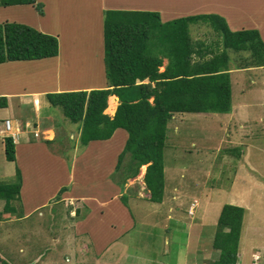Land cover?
Returning <instances> with one entry per match:
<instances>
[{"label":"rangeland","instance_id":"obj_1","mask_svg":"<svg viewBox=\"0 0 264 264\" xmlns=\"http://www.w3.org/2000/svg\"><path fill=\"white\" fill-rule=\"evenodd\" d=\"M39 1L45 6L43 12L32 4L7 6L0 1V22H22L56 35L59 53L52 58L1 63L0 90L17 93L25 87L30 91L26 97L32 98V92L41 89L60 92L63 90L55 89H81L103 78L107 80L103 39L108 13L99 10L101 0ZM172 1L155 0L153 5L150 0L146 6L173 9ZM178 1L175 10H204L218 4L226 10H238L232 12L236 16L247 10L249 18V10L256 16L255 10L264 9V0ZM189 32L196 42L220 38L205 23L191 26ZM151 34L156 36L160 30L154 28ZM229 53L233 59L229 75L231 111L175 113L167 124L161 202L147 197L141 167L131 181H123L120 173L128 165L129 154L119 171L115 170L128 136L126 130L121 129L110 141L91 145L88 150L80 142L77 124L59 107L48 103L45 91L37 93L40 106L51 108L57 115L54 124L59 123L54 127L55 141L47 147L50 153H39L34 161L37 170L28 176V187L23 193L29 210L41 202L45 204L19 219L22 209L18 199L11 202L13 212L3 213V201L0 203V253L10 264H184L185 259L190 264L196 260L197 249L212 248L218 214L225 203L245 210L239 248L245 253L242 259L249 264L245 257L250 250L264 246V66L236 67L239 55L250 57V52ZM11 97L17 116L33 114L32 102L29 107H20L15 101L22 97ZM45 109L42 108L43 113ZM39 122L46 127L49 121ZM36 127L29 126L34 130ZM53 136L44 133L45 138ZM96 147L107 151L101 159L91 153ZM0 153V183H11L16 178L17 164L7 160L4 147ZM73 157L71 178L61 160L69 168ZM109 160L111 165L106 164ZM106 173V183H99ZM93 178L95 181H90ZM115 181L117 185L110 186ZM61 187L64 190L60 192ZM68 191L99 194L108 202L100 206L96 200L70 199Z\"/></svg>","mask_w":264,"mask_h":264},{"label":"trees","instance_id":"obj_2","mask_svg":"<svg viewBox=\"0 0 264 264\" xmlns=\"http://www.w3.org/2000/svg\"><path fill=\"white\" fill-rule=\"evenodd\" d=\"M0 1L7 6L32 4L43 12V4L37 0ZM106 12L103 61L107 86L47 92L45 98L77 124L82 145L91 140L108 139L117 128L126 130L128 136L115 170L119 171L128 154V165L120 173L124 182L137 176L140 167L146 165L143 179L150 192L149 199L161 202L169 120L175 113L230 112L232 90L229 75L233 59L229 51L250 52V57L239 55L236 67L264 66V41L255 28L231 30L225 18L216 13L187 15L160 23L155 11ZM200 21L212 27L220 38L208 43L194 41L189 24ZM154 28L159 29L160 34L152 37ZM58 53L56 35L22 22H0V63L52 58ZM162 53L169 55V62L160 70ZM111 94L119 97L112 117L104 112ZM6 106L7 97L0 96V107ZM4 150L8 160H15L10 136L5 137ZM21 183L19 170L13 182L0 183V199L5 200L4 212L14 211L11 202L18 199ZM244 211L242 206L231 203L221 207L212 241L219 256L210 264H237ZM0 264L10 263L0 256Z\"/></svg>","mask_w":264,"mask_h":264},{"label":"crops","instance_id":"obj_3","mask_svg":"<svg viewBox=\"0 0 264 264\" xmlns=\"http://www.w3.org/2000/svg\"><path fill=\"white\" fill-rule=\"evenodd\" d=\"M154 1L155 0H152V2H151L153 5H154ZM177 1L173 0L172 3L175 2V4H176ZM181 1L184 2L185 0H179L178 2H181ZM236 1L237 0H235L234 2H236ZM37 2L42 3V1H39V0H37ZM239 2L245 3V2H241V1H239ZM149 3H150V0H101L100 1L101 7L99 10L103 13H105L107 10L155 11V12H158V14H159V22L160 23L168 22V21L173 20L175 18H179V17H183V16H187V15H194V14H199V13H216V14H219L225 18L227 25L231 30L255 28L260 32L261 38L264 41V9L263 10H255L256 16H254L253 10H249L252 13V17L249 18V16H247L245 14V11H247V10H242L241 14L236 16L235 14H232V12H236L238 10H229V9L226 10V8L223 5L219 6L218 4H211L210 9L207 8L204 10H202V9H199V10H181V9L175 10V8H174L175 4H174L173 9L171 7L167 10H164V9L162 10V9H160L161 6H159V5H155L153 7L148 8V6H146V5H148ZM136 4H139V5H136ZM21 5H27V4H16L14 6H21ZM43 7H45L44 4H43ZM263 7H264V4H263ZM176 8L178 9L179 5ZM258 14H260V15H258ZM243 17H245V19H244L245 21L241 20V18H243ZM7 19H9V18L7 17ZM199 23L203 24L204 22L200 21ZM199 23L198 22L197 23L196 22L190 23L189 29L191 26H193L195 24H199ZM38 30H40V29H38ZM160 56L162 58V65L160 67H163V69H164L166 64L169 62V55L162 53V54H160ZM38 60H40V59H38ZM103 64H104V62H103ZM248 67H250V66H248ZM104 69H105V67H104ZM101 73L103 74L104 71L101 70ZM230 73H231V71H230ZM144 81H147V79H145ZM137 82H139V81H137ZM107 84H108L107 80H105L103 78L99 83L90 84L87 86L84 85V86H82L81 89L90 90L93 88H103V87H106ZM60 88L61 89H55V90H63V91L78 90L77 88L72 89L71 87H60ZM63 88H68V89H63ZM44 91H45V93H47V92H59V91H51L49 89H45V90L41 89L39 91H33L32 95L34 93H35V95L32 98H28V97H26V95L30 94L29 93L30 91L26 90L25 87L22 91L17 92V93L10 92L8 90H2V91L0 90V96H6L7 97V106L6 107H0V149L2 150L3 147H5V137L6 136L11 137L12 136L11 138H12V141L14 143V149H15V160H13V161H15V163L17 164L15 166V172L14 173H15V176H17V171L19 170L20 175L22 177V183H21L20 193H19V197H18V201L21 202V209H22V211H20L19 219H23L24 217H26L29 214L30 211H32L35 208L40 207L41 205L45 204V201L41 202L29 210L28 207L25 206V203H24L26 200V197H23L24 190H25V188L28 187V183H27L29 180L28 176L32 175V173H34L35 170H37L35 168L36 166L34 167V163H35L34 161H36V159L40 156V154H39L40 152L46 151V154L50 153L48 151L47 147L50 146L51 143H53L55 141V138H56L55 130L56 129L54 127L56 124L59 123L58 122V123L54 124V121H55L54 118L57 115H55L54 111H52L51 108H48V107H45L42 105L40 106L41 102L39 100L40 98L39 97L37 98V93H39L38 95H40ZM13 95H15V97H22V98H19L18 100L15 101L17 106L29 107L30 103L31 102L33 103L31 108L33 109L34 112L30 117H27V116L23 117V114L20 115V117H19L14 113L15 109H14V105H12V101H11V98H12L11 96H13ZM110 96L114 97L115 106L111 112L106 111V109L104 110V112L106 114H108L110 117H112L116 111L118 104H119V97L116 94H111L108 96V99ZM150 99L152 100V98H150ZM41 107L44 109L48 108L47 110L45 109L46 110L45 113H47V114L42 112ZM107 107H108V100H107ZM7 119L10 120V123H11V129L10 130H7L5 127V120H7ZM45 119L49 121L48 125L46 127L44 125L40 126L39 121L45 120ZM3 122H4V124H3ZM31 124H33V125L36 124L37 129H35V130L30 129L29 126ZM24 127H26V129H24ZM28 128L30 130H28ZM38 129H40L41 132ZM121 129H123V128L115 129L112 136L116 135L118 133V131H121ZM45 132L53 133L54 136L45 138L44 137ZM31 133H33L34 135ZM122 133L126 136L125 132L122 131ZM112 136L108 139H103V140H91L87 145H83V147L86 146V149L89 150L91 145H100L101 143H106L107 140L110 141V139L113 138ZM69 138H72V135L69 136ZM99 147H101V146H99ZM99 147H96L95 151H93L91 153H95L96 155H99L98 157L100 158V156L104 152H107V151L102 152V150H97V149H99ZM28 149H30L29 152L27 151ZM24 151H26V152H24ZM53 156L56 159H58V161H60V158L58 155L53 153ZM73 159H74V157L71 158V160H70L69 168L67 167L66 162L64 163L61 160V163L63 164L64 169L69 170L68 173H69V176L71 178H74V174H73L74 173V171H73V168H74L73 163L74 162L72 161ZM105 160H106V157H105ZM8 161L12 162V160H8ZM106 164L111 165V160H109V162ZM114 166H116V165H114ZM91 167L95 168L94 166H91ZM142 167H144L146 170L145 165L141 166V170H142ZM97 169L98 168H96V170ZM145 170H144V172H145ZM108 174L106 173L105 176L100 177L98 182L99 183H101V182L106 183L105 180H107ZM110 175H111V173H110ZM143 176H144V173H143ZM132 178H134V177L128 178L127 180L131 181ZM90 181L94 182L95 178L91 179ZM112 184H113V187H115L117 185L116 182H113V183H110V186ZM140 187H143V186L140 184ZM144 187L146 189L145 182H144ZM61 188H63V190H64V187H61ZM112 194H114V192ZM114 195H116V193ZM146 195L148 198L150 197V192L148 190H147ZM67 197L70 199H82L84 201L87 199L96 200L100 203V206H105L106 203L108 202V199L106 200V198L101 197L99 194L97 195L94 193H88L87 195L86 194L84 195L83 193L75 194L73 192H69V196H67ZM112 198H114V197H112ZM1 201H3L2 203L4 206L5 200L0 199V203H1ZM3 206H2V208H3ZM14 211H15V209H14ZM3 213H5V212H3ZM71 215H74L73 212H71ZM240 236H241V234H240ZM197 239H198V243H200V239L199 238H197ZM239 242H240V240H239ZM242 250L243 249H241V247L238 248L240 255H238L237 264H246L245 260L242 259L243 254H245L244 250H243V252H242ZM0 254L3 256V258H5L10 263V261L8 260V258H6V256H4L2 253H0ZM218 256H219V251L213 249V247L211 249L210 248L197 249V253L195 254L196 260L194 262L192 261V263H190V264H210L211 262L215 261L218 258ZM247 257L249 258V264H264V246L262 245L260 248H254L253 250H250L249 254H247L245 258H247ZM189 261L190 260L185 259L184 264L189 263Z\"/></svg>","mask_w":264,"mask_h":264},{"label":"bare ground","instance_id":"obj_4","mask_svg":"<svg viewBox=\"0 0 264 264\" xmlns=\"http://www.w3.org/2000/svg\"><path fill=\"white\" fill-rule=\"evenodd\" d=\"M114 97L110 96L108 99V107L106 108V111L111 112L115 106ZM37 103V102H36ZM142 170L144 171V167H142Z\"/></svg>","mask_w":264,"mask_h":264},{"label":"built area","instance_id":"obj_5","mask_svg":"<svg viewBox=\"0 0 264 264\" xmlns=\"http://www.w3.org/2000/svg\"><path fill=\"white\" fill-rule=\"evenodd\" d=\"M5 127L7 130H10L11 129V123H10V120H5Z\"/></svg>","mask_w":264,"mask_h":264},{"label":"clouds","instance_id":"obj_6","mask_svg":"<svg viewBox=\"0 0 264 264\" xmlns=\"http://www.w3.org/2000/svg\"><path fill=\"white\" fill-rule=\"evenodd\" d=\"M12 137V136H11ZM1 257H3L1 254H0Z\"/></svg>","mask_w":264,"mask_h":264}]
</instances>
